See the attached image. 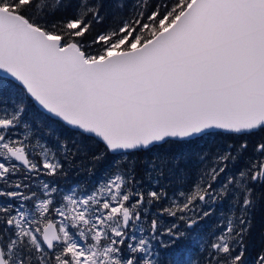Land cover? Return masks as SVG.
I'll return each instance as SVG.
<instances>
[{"label":"snow or ice","instance_id":"snow-or-ice-1","mask_svg":"<svg viewBox=\"0 0 264 264\" xmlns=\"http://www.w3.org/2000/svg\"><path fill=\"white\" fill-rule=\"evenodd\" d=\"M250 257L264 0H0V264Z\"/></svg>","mask_w":264,"mask_h":264},{"label":"trees","instance_id":"trees-1","mask_svg":"<svg viewBox=\"0 0 264 264\" xmlns=\"http://www.w3.org/2000/svg\"><path fill=\"white\" fill-rule=\"evenodd\" d=\"M38 112V109H35V108H33L32 110H30V117L31 116H35L36 115V113ZM166 148H167V146H165ZM103 166L101 165V168H102ZM97 172H99V169H97ZM251 260H252V257H250L249 258V264H251Z\"/></svg>","mask_w":264,"mask_h":264},{"label":"rangeland","instance_id":"rangeland-1","mask_svg":"<svg viewBox=\"0 0 264 264\" xmlns=\"http://www.w3.org/2000/svg\"><path fill=\"white\" fill-rule=\"evenodd\" d=\"M97 175H99V172H97Z\"/></svg>","mask_w":264,"mask_h":264}]
</instances>
